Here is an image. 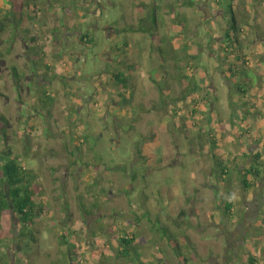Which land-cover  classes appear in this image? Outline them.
Instances as JSON below:
<instances>
[{
  "label": "rangeland",
  "instance_id": "1",
  "mask_svg": "<svg viewBox=\"0 0 264 264\" xmlns=\"http://www.w3.org/2000/svg\"><path fill=\"white\" fill-rule=\"evenodd\" d=\"M9 2L0 0V158L25 166L44 213L0 234V264H181L170 235L191 264H249L248 253L264 264V182L245 195L234 169L257 153L264 162V0H17L15 27ZM145 3L155 44L130 29ZM215 155L233 168L229 184ZM126 235L129 259L117 242Z\"/></svg>",
  "mask_w": 264,
  "mask_h": 264
},
{
  "label": "trees",
  "instance_id": "2",
  "mask_svg": "<svg viewBox=\"0 0 264 264\" xmlns=\"http://www.w3.org/2000/svg\"><path fill=\"white\" fill-rule=\"evenodd\" d=\"M16 1L17 0H10L9 4L11 8L9 10H3L5 18L6 19L7 17L10 18L9 21L10 27L11 26L15 27L17 23V16H16L17 13L15 11L21 7ZM94 1L96 0H92V2ZM218 5L224 7V4L222 2H219ZM228 5L230 10L234 14V11L232 9V3ZM147 6L148 5L146 3L142 6H139L138 24L131 25L130 29L135 33L150 35V37L152 38V42L155 44L157 38L156 35L152 33L153 32L152 26L155 25L156 23L152 24L154 20L153 21L151 20L150 22V19L146 17L145 10ZM232 20L234 25L230 26L231 31L237 28V22L235 16H232ZM26 21L28 20L26 19ZM3 24L4 23H1L0 21V27L6 28L7 26ZM150 24L152 26H150ZM231 31H226L225 33L226 40L227 39L231 40V35H232ZM35 41H36L35 36H32L31 43L34 44ZM79 41L82 44L91 45L94 42V38L89 35H83L79 38ZM235 50H236V54L232 51V53L235 56L234 57L235 63H241L242 66H244V68L246 69L248 67L247 66L248 63L245 58V50L241 45L235 47ZM0 58H2L1 54H0ZM32 58H34L33 54H32ZM32 60H33L32 62H34L35 64L36 60L35 59ZM228 71L230 75H235L238 73V71L236 70L233 71L231 67H229ZM13 77H14L17 93L19 95V98L21 99L22 97V84L20 80L21 77L16 71V68H13ZM112 78H114L117 83L125 84V85L128 84L127 79H124L123 75L120 72L114 73L112 75ZM179 79L184 80V78L181 77H179ZM186 84L189 86V83ZM233 88H234V93L237 95H245L248 92L247 88L243 86H235ZM198 90L199 88L197 87L191 88L190 90H187V93L184 96L185 97L190 96L196 93ZM120 98L122 99L123 95H120ZM42 103L47 109L48 116L52 117L51 109L54 106V100H50L49 95L43 93ZM154 109L155 107L151 109L147 108L146 106L139 107L141 113H150ZM7 128H8V121L6 120L5 117L0 116V131L2 132L4 137H6ZM214 138H215L214 135H211V137H209L213 150L215 149L216 146V142ZM81 139L82 138L80 137L75 138L76 147H79L81 145ZM13 156L12 158H10V156L7 155V152H4L2 153V157L0 158V234L1 235L11 234L14 228V221L16 220L19 222V225H21L20 230L22 229L26 230L27 228L29 229V227L35 222V220L37 218H41L44 213L43 203L41 200H39L37 196V188H35V184L31 182L27 169L25 168V166L20 165L18 163V160ZM215 161H216V167L220 171L219 177L221 176L227 177V180H224V182H226V184H229L230 181L232 180L231 176H232L233 168L227 165L223 160L217 159L216 155H215ZM234 169H236L238 173V181L245 195L250 193L252 190L254 191L260 188L264 182V162L262 161L261 153H257L251 156L249 167L245 166L244 168H238L236 166V168ZM222 209L224 210L223 211L224 215L230 216L234 209V205L231 202H227L224 204ZM262 217H264V215ZM19 233L20 234L22 233L23 235L25 234V231ZM170 234L171 233H169L168 235ZM184 238L187 240L189 247L192 245V248H194L190 238L187 235H185ZM117 242L122 257L127 259L131 258V251L133 249L135 239L133 237L130 238V236L126 235L118 238ZM168 243H169V247L171 248L174 255L177 257V259L180 261L181 264H191L188 255L182 253V247L178 243V238L170 235L168 237ZM19 247H20L19 250H21V246ZM247 260L249 264H257V259L252 253H248Z\"/></svg>",
  "mask_w": 264,
  "mask_h": 264
}]
</instances>
